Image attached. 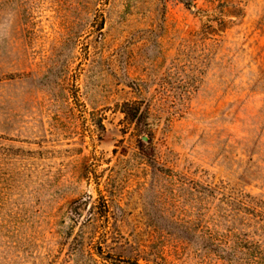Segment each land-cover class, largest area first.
Wrapping results in <instances>:
<instances>
[{
	"label": "rangeland",
	"instance_id": "obj_1",
	"mask_svg": "<svg viewBox=\"0 0 264 264\" xmlns=\"http://www.w3.org/2000/svg\"><path fill=\"white\" fill-rule=\"evenodd\" d=\"M0 264H264V0H0Z\"/></svg>",
	"mask_w": 264,
	"mask_h": 264
},
{
	"label": "trees",
	"instance_id": "obj_2",
	"mask_svg": "<svg viewBox=\"0 0 264 264\" xmlns=\"http://www.w3.org/2000/svg\"><path fill=\"white\" fill-rule=\"evenodd\" d=\"M130 109L127 111V115L131 120H135L137 123H141L145 117L143 111H141L140 106L128 104Z\"/></svg>",
	"mask_w": 264,
	"mask_h": 264
}]
</instances>
